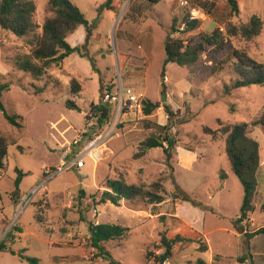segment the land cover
<instances>
[{
  "label": "rangeland",
  "instance_id": "1",
  "mask_svg": "<svg viewBox=\"0 0 264 264\" xmlns=\"http://www.w3.org/2000/svg\"><path fill=\"white\" fill-rule=\"evenodd\" d=\"M30 1L35 5L33 21L38 26L34 33L17 38L0 29V85L9 86L1 102L8 115L20 117L22 126L10 125L0 112V135L10 144L5 170L0 173V242L15 252L1 251L0 264H29L18 258V252L37 259L38 264H108L91 247L89 223L127 229L122 239L102 244L120 264L156 262L163 234L192 241L175 245L165 264H198V260L241 264L242 258L247 260L243 263L251 264L249 255L256 245L262 247L264 235L252 242L237 237L239 227L234 222L240 214L243 188L225 155V137L218 134L213 138L203 128L215 131L221 126L248 124L249 136L258 142L264 164V129L251 125L262 113L264 86L224 93L234 77L232 50L244 51L264 64V0H236V16L226 0H213L216 7L211 16L190 9L188 4L182 6L178 0L158 4L114 0L111 10H99L106 0H70L90 25L88 32L79 27L67 38L72 47L80 49V55L73 53L58 66L51 64L38 78L21 71L18 63L29 56L35 37L53 14L49 0ZM187 16L201 24L182 35ZM252 16L262 21L257 37L250 41L226 37L228 24L241 26ZM215 30L225 36L223 50L208 48L190 66H164L168 37L186 39ZM118 76L124 87L159 107L147 119L127 115L97 164L85 159L84 168L51 177L67 149L74 150L75 141L85 139L82 132L96 130L90 106L102 103V91L113 86ZM72 79L80 87L77 93L71 90ZM66 102L77 109L67 108ZM167 107L173 114L174 149L169 156L154 148L134 157L146 137L163 134L160 128L168 122ZM15 169L23 173L17 188ZM48 169L49 174L45 173ZM119 178L147 188L160 183L158 194L164 201L103 202L107 181ZM256 178L253 223L249 220L242 227L247 232L264 225V213L259 210L264 204V167ZM202 244L208 251L198 252Z\"/></svg>",
  "mask_w": 264,
  "mask_h": 264
},
{
  "label": "trees",
  "instance_id": "2",
  "mask_svg": "<svg viewBox=\"0 0 264 264\" xmlns=\"http://www.w3.org/2000/svg\"><path fill=\"white\" fill-rule=\"evenodd\" d=\"M114 0H106L99 7V10L113 9L112 3ZM151 4H158L162 0H145ZM230 6L234 16L239 13V7L236 0H226ZM50 12L53 14L48 18L41 27V34L35 37V40L30 48V53L27 58L18 63V67L24 73L32 75L34 78L42 76L45 69L51 64L59 65L62 61L68 58L71 54L77 53L80 55L78 47H72L68 41V36L72 35L79 27H83L86 32L89 31L90 25L80 9L70 0H49ZM190 9L201 11L206 16H211L215 11V2L213 0H187ZM35 5L30 0H0V29L11 33L17 38H23L28 34L34 33L38 26L33 21ZM201 21L199 19L187 16L183 25L184 28L180 32L182 35L194 31ZM262 21L257 16H252L247 24L234 26L228 24L226 27V37L239 36L245 41H250L257 37L261 32ZM172 31L176 32L172 26ZM225 36L215 30L210 34L199 32L189 38L183 37H168L164 44V66L167 64H175L178 67H186L195 64L199 56L208 48L223 50L225 46ZM83 57V56H81ZM232 69L234 77L231 86L224 88V93L230 95L231 90L242 89L250 86H264V64L256 62L248 57L247 53L239 50L231 52ZM73 93L80 91V87L76 80L70 82ZM108 90L111 86L106 87ZM9 86L6 84L0 85V112L5 120L16 128H22L20 117L16 115H8L1 102V96L4 91H8ZM67 108L77 109L71 102H66ZM159 107L158 103L149 100H143L142 113L147 119ZM167 124L161 126L163 134H151L146 137L139 145V152L134 157H141L145 151L161 148L166 156L170 155V151L175 147V139L171 132V116L173 114L167 107ZM111 107L108 104H97L90 106V114L96 118V126L93 128L100 129L104 124H107L110 118ZM149 123L147 126L149 127ZM252 126H259L264 129V105L262 113L258 119L251 123ZM248 124L237 123L234 125L221 126L218 130L203 128V132L215 138L218 134L224 136V151L230 168L235 177L239 180L243 188V198L240 206V214L235 220V225L242 229L243 224H246L249 217L255 211L253 198L257 186V173L261 166L260 146L258 142L251 138L248 133ZM90 138L91 134H86ZM8 139L0 135V173L5 170V162L9 148ZM17 175L14 185L17 188L20 180L23 177L22 171L15 169ZM162 191L160 183H153L147 188L144 184L135 185L128 184L124 179L108 180L106 183V191L102 194L103 202H110L113 205H118L120 201H145L149 204H160L164 201L163 196L158 193ZM186 199V196L183 197ZM264 213V204L259 208ZM88 229L90 232L91 247L96 251V256L107 261L108 264H120L112 258L103 248V243L107 241H115L122 239L127 229L119 225L113 224H94L89 223ZM10 232L6 235L9 236ZM245 237L252 238L254 236L264 235V225L253 233H245ZM0 242V252H8L15 255V252L10 248L2 247ZM182 242H192L189 238H184L176 235L173 238H168L164 234L160 237L159 249L161 254L155 258L153 264H165L173 253V248ZM12 243V242H11ZM207 245L202 244L198 248V252H206ZM21 261L29 264H38V260L25 256L23 253H17ZM244 258L240 259L243 263ZM198 264H205L204 261L198 260Z\"/></svg>",
  "mask_w": 264,
  "mask_h": 264
},
{
  "label": "built area",
  "instance_id": "3",
  "mask_svg": "<svg viewBox=\"0 0 264 264\" xmlns=\"http://www.w3.org/2000/svg\"><path fill=\"white\" fill-rule=\"evenodd\" d=\"M178 1L182 6L187 4L184 0ZM101 101L111 107L108 123L104 124L102 128L96 129L90 138L85 136L87 131L82 132V136H85V139L79 142L75 141L76 147L74 150L67 149L56 171L50 174L51 177L70 169L80 170L84 168L85 159L97 164L108 149L107 143L117 134L119 124L123 122L127 115L133 114L137 119H144L141 96L136 95L134 89L124 87L120 76L117 77L116 83L111 86L110 90L105 88L102 91ZM93 119L97 121L96 118ZM94 120L93 127L97 124ZM80 143L81 145H79ZM45 173L49 174L50 170H46ZM25 203L26 200L23 205Z\"/></svg>",
  "mask_w": 264,
  "mask_h": 264
},
{
  "label": "crops",
  "instance_id": "4",
  "mask_svg": "<svg viewBox=\"0 0 264 264\" xmlns=\"http://www.w3.org/2000/svg\"><path fill=\"white\" fill-rule=\"evenodd\" d=\"M76 31H78V29L76 30ZM263 167H264V164L262 163L261 164V166H260V169H263ZM238 218V217H237ZM236 218V219H237ZM252 222V219H251V217H250V222L249 223H251ZM248 223V224H249ZM253 223V222H252ZM244 225V224H243ZM246 226H244V228H245ZM260 227V226H259ZM261 227H262V225H261ZM239 231L237 232V237H239V238H242V236H245L244 234L245 233H253L254 231H251V232H247V229H245L244 231L241 229V228H239L238 229ZM257 230V229H256ZM233 233H235V232H233ZM254 239H258V236H254V237H252L251 238V242L254 240ZM264 241V240H263ZM262 241V247L259 249V247L256 245V249H255V251L252 253V254H250L249 255V257L251 258L250 259V263L251 264H264V255H263V251H264V242ZM11 249V248H10ZM12 250V249H11ZM207 251H208V249H207ZM8 253V252H7ZM262 256V257H261ZM243 261L244 262H246L247 260H246V258H244L243 259ZM241 264H245V263H241Z\"/></svg>",
  "mask_w": 264,
  "mask_h": 264
},
{
  "label": "water",
  "instance_id": "5",
  "mask_svg": "<svg viewBox=\"0 0 264 264\" xmlns=\"http://www.w3.org/2000/svg\"><path fill=\"white\" fill-rule=\"evenodd\" d=\"M163 80H164V79H162V81H163ZM162 100L165 101V95H164V94L162 95Z\"/></svg>",
  "mask_w": 264,
  "mask_h": 264
}]
</instances>
